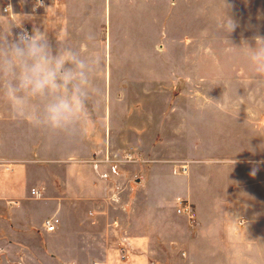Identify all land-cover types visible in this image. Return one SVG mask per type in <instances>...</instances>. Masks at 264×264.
Instances as JSON below:
<instances>
[{
	"label": "crops",
	"instance_id": "0c3cea01",
	"mask_svg": "<svg viewBox=\"0 0 264 264\" xmlns=\"http://www.w3.org/2000/svg\"><path fill=\"white\" fill-rule=\"evenodd\" d=\"M138 1V13L149 9ZM168 1L159 9L161 46L151 63L149 24L134 35L139 23L129 28L133 17L113 12L123 3L24 0L21 9L17 0H0L7 20L30 32L45 26L54 41L77 47L88 46V33L103 57L102 95L86 139L36 130L0 99V264H264V77L251 70L246 50L232 48L264 37V1L221 0L220 19L199 17L200 0ZM134 3L126 4L130 12ZM226 16L236 24L230 33L221 28ZM155 64L177 69L174 79H184L189 93L160 115L159 171L143 165L128 178L130 164L111 160L134 151L115 139L129 130L118 124L124 104L112 89L108 98L102 82L108 69ZM179 199L191 204L195 225L177 213ZM53 217L60 224L47 232L44 221Z\"/></svg>",
	"mask_w": 264,
	"mask_h": 264
},
{
	"label": "clouds",
	"instance_id": "9594fccd",
	"mask_svg": "<svg viewBox=\"0 0 264 264\" xmlns=\"http://www.w3.org/2000/svg\"><path fill=\"white\" fill-rule=\"evenodd\" d=\"M42 3L37 0V6ZM0 17V99L13 118L51 135L86 139L95 128L96 102L102 95L98 77L103 57L93 37L85 33L88 46L77 47L54 41L45 26L33 25L29 32L22 22ZM14 27L20 31L14 34ZM235 27L227 16L221 23L227 33ZM252 39L253 44L232 48L246 50L251 70L264 77V37Z\"/></svg>",
	"mask_w": 264,
	"mask_h": 264
},
{
	"label": "rangeland",
	"instance_id": "374dc122",
	"mask_svg": "<svg viewBox=\"0 0 264 264\" xmlns=\"http://www.w3.org/2000/svg\"><path fill=\"white\" fill-rule=\"evenodd\" d=\"M17 1L18 2L16 3L21 9H25L27 7L24 0ZM111 1L113 3H123L122 5H118L117 11H113L117 12L118 17L121 18L125 15L133 17L134 20H132V26L129 28L133 29L135 28V23H139L138 28H136L137 30L135 29V31H133L134 35H139L142 32V22H144V24H149L148 35L151 39V42L149 43V51L151 63H155L156 52L159 51L161 46L160 44L158 45L157 42L159 24L158 14L164 0H140L149 7V9L144 10L145 13L148 12L147 15H145V13L141 10L138 13L135 9V7H139L134 3L139 2L138 0ZM172 1L173 0H169L168 2ZM132 2L134 3L133 11L130 12L128 9L129 6H126V4ZM190 2L193 3L192 1ZM198 3L202 8V11L200 12L202 16L199 17L205 19L206 16H208V18L214 16V19H220L221 10L218 5L221 3V0H214V5L212 7H208L205 0H200ZM186 11L187 10H183L182 12L184 13ZM142 14H144L143 21H141ZM211 14H213V16H211ZM145 17H149L148 22ZM214 29V32L216 31L218 33V27L215 26ZM195 31L197 32L198 28H195ZM143 33L144 35L148 33L145 27ZM198 35L205 37L204 29L201 32L198 31ZM195 45L197 46L196 49L199 51V54H204V41L196 42ZM216 45L217 43H214L215 49L218 47ZM176 71L174 69H156V64L151 65L150 69H108V79L106 80V83L104 82L103 84L102 82V85L105 86L106 91L108 92L107 97L109 98V89H112L113 97L118 98L121 101H119V103L124 104L123 106L119 105V114H124L126 116L124 119L122 118L118 124L127 125L129 130L126 132L127 136L122 137V133L120 132L118 133V136H115V139L119 142H123L124 144L126 143L125 145H129L133 148L134 151L133 154H131L132 161H129L125 154L124 156L118 155L119 159H115V156L113 155L111 156L113 157L111 160H118L121 163L123 162L124 164L131 165H127L130 169H126V172L129 174L128 178L136 176L135 174H138V171L141 172L140 169L143 168V165L155 168V172L159 171L158 166L163 160V154L159 153V142L162 141V137L159 134V129L162 125L161 121H159L160 115L164 112L172 113V109L174 108V99L188 97L189 93L188 85L184 79L181 81H178L177 78L174 79V77H177L179 74V72L176 73ZM163 73H165L166 76L164 90L163 86L159 83L162 81ZM175 82L180 84L178 87H181V89H175ZM166 156H170V154H166ZM136 163H141V165L138 166ZM131 168L135 169L133 170V175L131 174Z\"/></svg>",
	"mask_w": 264,
	"mask_h": 264
},
{
	"label": "built area",
	"instance_id": "2783aa9c",
	"mask_svg": "<svg viewBox=\"0 0 264 264\" xmlns=\"http://www.w3.org/2000/svg\"><path fill=\"white\" fill-rule=\"evenodd\" d=\"M35 1L37 2V0H35ZM42 4H44V0H43ZM6 9H7V7H5V10ZM131 156L132 155H127L126 158H128L129 161H132ZM185 168H186V166H183V169H185ZM32 195H34V196L38 195V192L33 190ZM177 213L188 217L191 225L192 226L195 225V221L197 219L196 213H195L194 209L192 208L191 204L187 200H184V199L178 200ZM59 224H60V219H58L57 217H53L50 219H46L44 221V228L47 232H55L58 229Z\"/></svg>",
	"mask_w": 264,
	"mask_h": 264
}]
</instances>
